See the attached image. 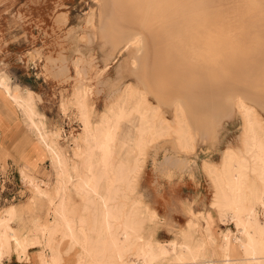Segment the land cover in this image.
Masks as SVG:
<instances>
[{
	"label": "rangeland",
	"instance_id": "1",
	"mask_svg": "<svg viewBox=\"0 0 264 264\" xmlns=\"http://www.w3.org/2000/svg\"><path fill=\"white\" fill-rule=\"evenodd\" d=\"M144 1L126 0L123 3L125 12L131 21L136 22L138 20L143 12V7H148L147 11L150 10L149 5L147 6ZM181 1L183 4H189L191 1V5L204 6L201 18L205 19L201 21L200 18L198 24L196 23L197 25L192 22H190L192 25H188L189 27L192 26L195 31L188 27L189 30L192 29L193 32H197L196 35L194 34L193 40L191 39V42L196 46L191 44L192 46L188 45L187 47L191 56L197 53L195 49L202 50L205 46L207 47L205 44H212L213 46L209 45V48L211 47L210 50H213L216 47L214 45L221 42L228 43V45L225 44L226 46L230 44L234 58L238 55L247 58L251 55L249 47L252 38L264 39V19L258 17L264 15V8H262L264 7V0H236V8H232V11L236 9L235 13L240 14L239 19L235 22L242 30L235 32V29H231L235 22H232L231 26L233 27L227 24L231 28L225 26L229 28L228 31L231 29L229 33L232 35L223 36L221 40L217 39L216 36L202 35V31L206 33L209 29L205 25L208 26V22L211 24L217 20L218 17L215 18L212 15L219 10L220 4V7H223L222 3L226 2L224 7L227 9L225 8V11L220 9V11L229 13L231 12L229 6L231 7L235 0ZM108 4L114 7L113 13L116 17L111 15L104 20L101 17L105 7L102 0H0V72L7 75L4 74L3 76L8 79V83L10 82L16 87L21 95H24L27 90L31 91L36 110L34 120L41 123L40 131L54 140L56 146L65 155L66 163L69 165L76 163V161L80 164L79 157H75L72 153L78 142L80 143L79 134L81 132L76 107L72 103L75 88L79 86L77 84H80L78 78L76 79L75 60L78 59L79 65H82L81 75L84 76L82 80L89 84L86 86L90 88L88 100L93 121L99 117V114L106 109L107 104L126 85L145 91L148 101L158 105L159 114L166 123H174L172 105L176 102L181 104L189 124L192 148H181L174 136V131L149 144L141 159V168L134 178V188L129 195L130 201L136 199L142 206H147V208L155 211L156 216L153 220L145 219L143 221L142 231L145 236H149L153 241L165 246L172 240L177 242L181 240L180 234L190 219L194 220L197 225L193 236L197 238L204 234V223L201 215L209 210L214 219L210 231L218 244L221 242L223 234L236 232V227L234 222L227 217H225L224 222L218 220V211L211 204L214 196L204 162L218 165L225 148L229 146L235 150L241 148L242 118L235 108L238 97L244 98L248 104L252 105L259 118L264 122V84H262L264 83L262 80L264 79L262 76L264 70L253 73L254 77L261 79L257 82L259 79L255 78L257 83H255L254 77L249 82L243 81L237 70L238 65H235L236 62L234 63L235 67L232 65L233 63L224 66L226 74L225 72L218 74L216 69L213 72L206 66H203L204 68L200 66L202 71L193 74L192 77L195 78L200 74L202 76L206 72L205 69L209 71V73H205L207 77L203 75L205 76H202L203 79L201 76L200 79L199 76L196 77L198 80L192 79L185 69V62L176 61L175 55L173 57L168 56L170 54L167 51L168 46L161 41L160 35L157 37V34L161 32V24H151L152 29H158L156 32L152 31L150 27L148 28L152 37L150 35L145 37L148 43L147 48L140 47L138 49L136 45H133L135 46L134 49L130 45L120 49L121 43H115L121 39L122 32L126 33L122 37L128 38L127 32L136 25L129 24L128 26L127 20H123V18L122 21L118 17L122 5L118 4V8L117 3L114 4V0H108ZM152 5L154 7V4ZM152 5L150 6L152 7ZM215 7L218 9L213 10L214 13L211 12V8L214 9ZM168 9L170 8H167L166 11ZM203 11H210V14ZM252 13L254 15L246 20V15ZM207 15L208 17L209 15L212 16V19L210 17L208 19ZM58 16H62L64 19L61 22H56L55 19ZM196 16L198 17L199 14ZM224 16H221L220 19L225 18V23H228L229 21L226 22L227 17ZM114 22L122 23L124 27L114 28ZM145 28L147 29V27ZM114 29L121 33L115 36ZM255 29L257 32L253 34ZM246 33L249 34L246 35ZM154 37L156 41L153 42ZM211 37L212 39H210ZM156 42L158 46L161 45L160 48ZM225 45H222V48L224 47L223 49L228 52L227 54L232 55L229 52L230 49ZM156 46L157 48L154 50ZM202 46L203 48H201ZM143 48L145 49L142 51ZM233 48L243 52L235 54ZM148 49L154 50V54L158 56L154 57V54L150 53L152 51ZM161 49H164V53L167 54L168 52L169 54H164ZM156 50L163 53L165 58L163 54L160 57L161 54L156 53ZM37 51L40 53L36 56ZM59 56L63 59H59ZM140 56L143 58L141 61ZM46 57L47 59H45ZM174 60L176 64L173 62ZM46 62H48L47 66H45ZM231 68H233L232 71L235 70L234 73L230 70ZM229 71L231 74L227 73ZM237 71L239 75L236 74ZM178 73L186 77H181L182 75L179 76ZM260 73L262 74L259 75ZM175 75L179 78L177 79ZM188 75L193 82L187 83L190 81ZM170 76H175L174 79L178 81L176 82ZM231 77L234 78L230 79ZM185 78H187L186 81ZM179 81L181 82L179 83ZM182 81L186 83L181 84ZM199 82H201L200 86L199 84L195 86V83ZM183 87L186 88L183 89ZM181 92H185L183 93L185 96ZM182 101H185L187 108L182 104ZM20 114L26 127L36 138V142L44 149L43 144L38 139L37 131L29 126L21 112ZM129 120L130 118L125 121L126 125L129 124ZM134 123L136 122L134 121ZM131 128V133L134 134V129ZM46 157L45 162L42 158L39 160V166L28 167L22 164L19 155L10 154L5 149L0 150V216L6 214L8 206H14L16 212L10 221V225L21 235L31 237L38 234L34 221H45L51 224L54 217V207L58 201L54 194L56 168L48 153ZM10 159L14 162H11ZM22 169L26 171L29 177L22 174ZM31 179L38 183L40 188L52 194V202L49 201L47 195H40L34 190ZM252 182L250 185L253 190H256L257 181L253 180ZM257 193L260 194V192ZM256 198L257 195L252 192L248 200L256 201ZM65 203L66 212L70 213L73 218L76 219L80 215L87 214L82 211V197L71 190H68ZM227 230L231 232L227 233ZM232 233L230 234L231 237H233ZM60 237L61 231L58 230L55 232L52 241L54 244L58 243V249L63 252L61 264H74L77 259L78 247L75 246L65 252L69 246V240H62ZM233 241L235 242L234 239ZM39 249L40 246H30L28 252L19 258L17 252L10 248L9 253L2 258L1 264H38L37 250ZM129 258H131L130 254Z\"/></svg>",
	"mask_w": 264,
	"mask_h": 264
},
{
	"label": "bare ground",
	"instance_id": "2",
	"mask_svg": "<svg viewBox=\"0 0 264 264\" xmlns=\"http://www.w3.org/2000/svg\"><path fill=\"white\" fill-rule=\"evenodd\" d=\"M102 1L105 4L101 15L102 19L106 20L111 15L114 17V7L108 4V0ZM137 1L139 2L140 0ZM202 1L205 2V0ZM124 2L126 0H114V4L117 3L118 8L119 5H122L121 7L123 8L119 10L118 17L121 20L123 18V20H127L129 22L126 21L128 26L129 24L136 26L127 32L128 35L126 36L128 38H123L122 36L126 33L122 32L121 39L115 43H121L120 49L121 47L125 48L130 45H136L138 49L140 47L147 48L148 43L145 37L150 35L148 28L153 24H161V32H157L159 33L157 37L160 35L161 41L168 46L167 51L170 54L168 52L167 54L164 53L163 50L167 47L165 44L164 49L161 50L164 54H169L168 56L173 57L175 55L177 57L176 61H184L185 69L191 77L193 74L202 71L200 66H206L210 71L213 70V72L216 69L218 74H222L225 72V65L231 63L234 65L235 62L237 63L235 65H238L237 70L241 74L242 80L246 82L253 79V73L264 70V39L257 37L252 38L249 47L251 55L247 58H242L239 55L234 58L230 44L226 46L225 44L228 45V43L221 42L214 45L216 47L213 50H210L211 47L209 48V45H213L208 43L205 44L207 45V47L205 46L206 48L204 47L205 49L203 46L201 47L204 50L195 49L197 53L193 56H191V53H188L187 47L191 44L194 45L191 39L193 40L194 34H197V32H193L195 31L194 28L188 25L190 22L196 24L200 20L202 10H204V6L202 5H191V1L189 4H183L181 0H145V4L149 5V9H153V11H147L148 7H143L142 14L134 22L126 14ZM234 2L231 7L229 6L231 11L229 13L227 11L223 12L227 9V7H224L226 2L222 3L224 8L220 7V4L219 10L215 13L213 10L216 7L214 9L211 8L212 11L209 9L214 13L212 16L219 19L217 18L211 24L208 22L207 24L208 26L210 24V26L205 25V27L209 30L206 29V33L202 31V35L216 36L218 37L217 39L221 40L223 36L231 34L229 33L231 29H235V32L242 30L235 22L239 19L240 14L235 13L236 9L232 11V8H236V0ZM152 4H154V7ZM167 8L170 9L166 11ZM220 9L224 10L220 11ZM210 11L203 12L207 14ZM197 14H199L198 17L196 16ZM253 15L254 13L246 15V20ZM212 16L209 15L210 18ZM221 16L227 17L226 22H229L225 23V18L220 19ZM209 17L207 15L208 19ZM258 17L264 19V15ZM232 22H235L233 24L234 27L231 26ZM227 24H230L233 28L229 27V25L227 26ZM225 25L231 28L230 31H228L229 28ZM113 26L114 28L124 27L122 23L117 22H114ZM188 27L192 28L193 31L192 29L190 31ZM154 29L152 31H158V29ZM254 32H257L256 29L252 33L254 34ZM114 33L115 36H118L121 32H117L114 29ZM153 34L155 36V33ZM150 36L152 37V35ZM155 37L154 39L151 38L153 42L156 41ZM156 44L158 46L157 42ZM222 45L228 47L230 49L228 51L232 55L227 54L228 52L223 49L224 47L222 48ZM157 46L154 47V50ZM160 46L158 47L160 48ZM133 47L135 49V46ZM153 51L150 53L154 54ZM241 52L243 51L234 49L233 53L239 54ZM136 53L134 54L138 55ZM156 53L159 54L160 52L156 50ZM163 53H160V57H162ZM61 56H59V59L62 58ZM153 56L158 55L154 54ZM141 59L143 60L142 57L140 61ZM173 62L175 63V60ZM74 66L75 74L77 75L76 79L78 78L80 84H77L79 86L75 88L72 103L76 107L81 132L79 134L80 143L78 142L72 153L75 157H79L80 164L77 161L71 165L67 164L65 155L56 146L54 140L48 138L44 132L40 131L41 123L34 120L36 110L31 91L27 90L24 95H21L15 88L12 89L10 87L4 76H0V86L3 88V91L14 100L29 126L37 131L39 141L43 144L52 164L56 168L54 194L58 198L56 204L54 202V217L51 224L35 220L34 224L38 234L31 237L21 235L12 228L10 221L16 212V208L14 206L7 207L6 214L0 216V264L5 254L9 253L10 248H13L20 258L22 254L28 252L30 246H40V249L37 250L38 264H61L63 252L58 249V243L54 244L52 241L55 232L58 230L61 231L60 238L62 240H69V246L65 252L75 246L78 247V252H76L77 259L74 264H264V122L259 118L256 109L248 104L244 98L242 99L245 101L240 99V97H238L239 99L234 98L237 99L235 108L242 118L241 148L237 150L230 146L225 148L218 165L207 161L204 162L205 171L213 190L214 199H212L211 204L218 211L219 222H224L225 217L234 222L236 232L232 233L227 230V233L231 232L233 237H231V233L223 234L221 242L217 244L215 236L210 231L214 219L212 214L206 211L201 215L204 223V234L197 238L193 236L197 225L194 220L190 219L180 234L181 240L179 242L172 240L165 246L153 241L149 236H145L142 231L143 221L145 219L153 220L156 216L155 211L147 208V206H142L136 199L130 201L129 195L134 188V178L141 168V159L143 158L145 148L149 144L155 142L161 136L174 131V136L181 148H192V139L189 136V124L181 104L176 102V104L172 105L174 123H166L159 114L158 105L148 101L145 91L135 89L131 85H126L107 104L106 109L99 114V117L93 121L91 116L92 110L88 100L90 88L86 86L89 84L85 80H82L84 77L81 75L82 65H79L78 59L74 61ZM160 66L162 68V65ZM138 69L140 70V67ZM232 69L230 70L232 71ZM205 70L206 72L204 70L203 72L209 73L207 69ZM233 71L235 72V70ZM238 71L236 74H238ZM205 73L202 76H206ZM227 73H230V71ZM142 74L140 75L144 76ZM210 74L208 75L210 76ZM177 75L184 77L187 74L183 76V74L178 73ZM175 76L170 77L174 79ZM198 76L192 77V79L198 80L196 77L200 79L201 74ZM188 77L190 79L189 75ZM176 78L178 79L179 77L176 76ZM233 78L231 77L230 79ZM255 78L257 79L258 77L255 76L254 80ZM225 79L227 78L225 77ZM186 80L187 78H185ZM260 80H257V82ZM175 81L177 82L178 80ZM190 82H193V80L187 81V83ZM257 82L255 80V83ZM183 83L186 82L182 81L181 84ZM200 83H195V86L197 84L200 86ZM190 85L188 86L190 87ZM181 87L182 85L179 88L181 89ZM180 98L182 99L183 97ZM182 102L185 108H187L186 103H184L185 101ZM128 118H130L129 124L126 125L125 121ZM130 126L133 127L134 134L131 133L132 128ZM22 173L25 177H29L23 171ZM253 180L257 181L255 184V186L257 185L256 190H253L250 185ZM31 183L38 194L47 195L49 201H53L51 193L40 188L38 183L33 180ZM68 190L82 197V211L87 214L82 213L83 215L75 219L70 213L66 212L65 202ZM252 192L257 195L256 201L248 200ZM257 192H260V194ZM233 242L235 246L232 244ZM129 254L131 258H129ZM162 259H166V261Z\"/></svg>",
	"mask_w": 264,
	"mask_h": 264
},
{
	"label": "crops",
	"instance_id": "3",
	"mask_svg": "<svg viewBox=\"0 0 264 264\" xmlns=\"http://www.w3.org/2000/svg\"><path fill=\"white\" fill-rule=\"evenodd\" d=\"M63 19L64 17L58 16L55 20L56 22H61ZM39 53L40 52L37 51L36 56L39 55ZM45 59H47V57ZM47 64L48 62H46L45 66H47ZM4 74V72H0V76ZM9 85L12 89H16L10 82ZM105 97H107V94H105ZM1 149H5L10 154L19 155L22 164L28 167L39 166V160L41 158L44 162L47 160L46 149L44 148V150L43 147L36 142V138L26 127L14 100L7 95L0 86V150ZM11 162L14 161L11 160ZM22 171L26 173L24 169H22ZM27 176L29 175L27 174Z\"/></svg>",
	"mask_w": 264,
	"mask_h": 264
},
{
	"label": "built area",
	"instance_id": "4",
	"mask_svg": "<svg viewBox=\"0 0 264 264\" xmlns=\"http://www.w3.org/2000/svg\"><path fill=\"white\" fill-rule=\"evenodd\" d=\"M14 169V168H13Z\"/></svg>",
	"mask_w": 264,
	"mask_h": 264
}]
</instances>
